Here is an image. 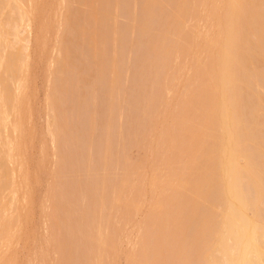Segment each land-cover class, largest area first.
<instances>
[{
	"label": "rangeland",
	"instance_id": "rangeland-1",
	"mask_svg": "<svg viewBox=\"0 0 264 264\" xmlns=\"http://www.w3.org/2000/svg\"><path fill=\"white\" fill-rule=\"evenodd\" d=\"M23 1H24V3H23L24 7L23 8H25V9H32L34 3L36 1H38V3H39L38 4L39 5L38 19L41 22V25H40L41 27H36V24H35L34 27H36L35 28L36 30L31 28V31L35 32V31H37V29H40V30L42 29L41 30L42 32L40 33V32H38L39 30L37 31L38 34L40 33L39 36H38L37 32H36L37 35L34 32L32 34V32L29 31L30 28L27 27V23L24 22L25 23L24 24L23 22L22 23L18 22V24L22 25V26L20 25V28L18 25V28L20 31L17 28V31L20 32L19 33L20 35L18 34L20 36L19 38H21L22 40L19 41L18 40L19 38L17 39L18 35L14 36L16 39L12 36H9V38L7 37L9 39V40L7 39L8 45H11V43H12L13 45H11V46H13V47H9L8 49L7 48L4 49V43H3L2 44L3 49L1 48V53H4L8 50L13 52L12 50L20 49L19 47H21V45L22 46H28V47H26V49L23 47H22L23 49L22 48L21 49L22 50L25 49L24 55L27 54L29 56V61H30L29 65H31V66L29 69L27 68V66H25V68H26V69L24 68L25 72L22 73V75L24 74L23 77H25V79H27V81L29 80L28 81L29 82L28 91H27V93L24 94V97H23V98H25L23 106H22L23 107V111H22L23 113L21 112L23 114L22 115L23 117H20V119L22 120V123H23V128H24L23 130H25V133H24L25 136L20 135L19 132L18 133L15 132V129L11 124L12 122L15 121V118H16V117H13V115L16 116L15 113L21 115V113L15 111L13 114L12 112L14 110L11 111L12 108H9L10 109L9 111L11 114L8 111V116L10 114V117L8 118L6 115V119L8 118V120L10 122H11V120H14V121H12L10 123L11 125H9V127H7V129L5 126H4L5 128L3 127V122L6 120H4V121L2 120L3 122L0 121V128H1L0 131H3V132H1V133H3V136L0 138L1 139L3 138L4 139V140L2 139L3 141H5L7 139L6 135L10 136V139L15 141L14 138H16L18 136L17 134H19V136L16 138V141L14 143H18L19 141L17 142V139L20 138L21 136L24 137V138L22 137L24 139V141H22V140L20 141L21 142L20 143L21 148L19 149L20 144H19V147L16 146L18 149H16V147H15V150H13V156H12V159H14V157H15L14 161L17 158H19V159H21L20 162H22L23 164L19 163L18 159H17L18 162H17V160H16V162H14V161L8 162L7 165L10 168L11 176H13L14 174H16V175L13 176L12 178L10 176L8 178V180L6 181L7 184L5 182L4 184L0 185V217L1 218L3 217V219H1L2 223L0 222L1 223V225H0V257L2 256V258H3L4 256H6L3 258L4 261L6 258V261L3 262L4 264H59L61 262H62L61 264H63V261L64 262L66 261V263H67V261H69L68 256L66 254L71 253L73 251L72 252L73 256L71 255L73 258H72V260L70 259L71 264H86V261H84V263L82 262V260H84V258H82V256L85 253H83V255H82V253L80 252L82 249L84 250V247L81 249V245H83L85 243L87 245L89 242V241L86 242V240L89 238L85 237L84 234L87 233L89 235L88 231L92 230L94 228V226H93V228L90 229L91 224L93 225L96 223L97 225L99 224L98 229H101V230L98 231V229H93V230H95L94 232H96V230H97V233H98L97 235H95V234L94 235L96 236V238H101L98 236H99V234L101 236L102 233L104 235L105 228H106V225L108 223L107 222L108 220L105 217V215L108 217L110 215L109 211L111 212L110 209H112L109 207V202H110L109 201L108 205H106L107 203H104L108 207H107V209H106V207H104L105 209L103 208L104 209L103 210L104 212H103L101 207L104 206L102 204H103V201L106 199L103 198L104 199L103 200V199H101L102 197L100 198L101 201L100 200L98 201V199H96V202L98 201V205H99V203H101L100 206H98L97 203H95L97 205V207H100V210H101V211L98 210V208L96 207L97 210L100 211L98 213L100 214L101 212H103V214L102 213L100 214V215H103L102 219H100L101 217L98 214L99 219H100V223H99V219H98L97 215L94 214V212H93V210H95V213H96L95 207L94 208L90 207L91 198L100 197L99 192H101V194H102L103 190L105 192L106 187H107V190H108V188H109V190L112 189L113 193L111 191L110 192L111 195L114 193H116L117 195H115V196L112 195L110 197V198H112L111 201L116 199L117 202L115 203V201H116L115 200L114 201L115 205L112 202L110 203V205L113 204L112 207L116 206V208L121 207V205L124 206L123 203L126 200V202L124 204L128 203L127 204L128 206L126 205L128 207V209H127V207H126V209L129 210V207H131L132 204H134V206H135L136 202L139 201L137 204V206H139V207H136V209L138 208L139 210L138 209L135 210L134 208H132L133 205L131 207V211L129 210L131 213L134 211L132 214L133 216L131 215L130 212L128 213L126 211L128 213L127 215L131 216L132 222H130L131 220L130 221L128 220L130 222V224L128 222V225H126V226H125V224L122 225L123 221L124 220L126 221V218L130 219V216L127 217L124 214V217H126V218L122 217L124 219L122 221H120L121 219L118 220L119 218H117L118 216L123 214V211L121 212V214L119 212L121 210H125L123 208H120L121 210H119V208H118L119 211H116V212H119V213H117L118 215L115 214L116 212L114 213V215L116 216V217L115 216L114 217L116 219L112 218L115 220V222H116V220H118L119 222H122L121 225L124 226V230H123L124 233L122 234V232H121V235L123 237H124L125 233L128 234V236L130 235L129 238H127V236H125V238H127V240L130 239V240H128V242L130 244H132L133 241H137V238L138 239L140 238V237H137V235L139 236V233L141 235H143L140 232V230L142 229V227L144 228V226L140 227V225H137V224H140L145 216H147L148 219L151 218L154 221V217L152 218V216L151 217H148V216L151 215V211H154V210H152V208H155L156 206L159 205V206H161V208L158 206L160 208L159 211L162 209V205L160 204L164 201L163 200L162 202H160L162 198L167 199L169 197L168 195H170V196L172 195V197L174 194L177 195L178 191L180 192V189H178V188H181V191L190 188V186H189V188L185 187L187 185V183L189 184V182H190L188 180V178L190 176L187 178L188 182L186 181L185 176L187 175V173L189 175V172L192 173L195 170H196L197 174L203 173V172L205 173V171H207V169L209 170V168H210V167L208 168L207 165H206L207 168L204 167L205 164H207V163L209 165L211 163V166H213L215 168V166H214L215 164L212 165V163H217V162H214L213 158H211V156H210V153L212 152L211 150H213V148H214V150H216V148L214 147V145L212 143H210L209 145L207 143L208 146H211V144H212L213 147L209 148L208 152H206V153H209V151H210V153L208 154L209 157H207V158L209 160L212 159V161L211 162L206 161V163L204 164L205 160H203V158H200L201 154H199L200 157H198V155H197V157H196L197 162H195V160H196L195 158H194L195 160L193 159V157L195 156L194 154L197 153V152L194 153L193 151H194V149L197 151L196 146L198 144L196 143L197 144L196 146H195V144L194 145L191 144L192 146H194L192 148L191 145L188 143L191 141L186 142L187 144L190 145V146H188L190 148L185 146L186 147L185 149L188 148L187 150H190V151H191V148L193 149L191 154H193L192 159L194 161L191 160V162L190 161L185 162V161H187V158L189 160L191 158V157H186V160L184 159L185 160L184 162L186 164H188L189 167H190V165H191L190 163H192V161L195 162V164L193 163L194 165L192 164L193 165L192 167H194V168L190 167L194 171H192V170L189 171L190 170L189 167H188L189 172H187L186 170H183L184 169L183 166H186V164L183 161L182 162L185 165L180 164L181 167H183V169H182L183 171L180 168L176 167V166H180V165H174L171 168V166H169L168 161L171 162V160H172L174 162L173 159L176 155L179 157L181 152H182V154L184 153L183 150H181L179 152V154L176 152H178V150H180L179 147H181V144L178 147L179 142L184 140V139L179 140L180 135L183 138L186 137L187 135L182 136L184 133L180 134L181 132L179 130H181V129L178 130L179 126H178V124H176L175 121H177V119L179 120V118L181 117V116L179 117L178 114L181 115V113H182V111H180L181 110L180 107L183 106V102L185 100H186L185 102H187V100H189L191 102V99H186V97H188V95L192 96L191 94H193L194 96L192 98L193 99L192 101H193V103L195 102L196 106H198V107L200 106V104H202L203 101H204L203 102V104H204L205 102H207V100H209L207 98L206 94H204V93H207V92H204V88L205 87L207 88V86L210 85L211 82H209V81H211L212 76H211V79L208 76L213 74V72H211V70L208 71L209 73H207V74H209V75L206 76L204 79L206 81V78L207 77L209 78V80L207 79V81H206V82H209V85H208V83L203 82L202 78H204V77H202V75H205L206 70H209L208 68H206V70H205L204 67L205 66L207 67V64H209V62L211 60V58H209L210 57L209 56L210 51H209L208 46H211L210 44L213 43L212 37L217 38L216 37L217 32L216 33H214V32H215V30H217V28H215V26L217 25V27H218L219 25H218V22L216 23V20H215L216 17H214V14L216 13L215 11H217V10H215L216 6L220 5V3H219V0L218 1L217 0H213V1L212 0H201V2H200V0H198V1L194 0L195 2H197V4H193L194 1L186 0L188 2L189 1L192 2V4L190 6L196 5L197 7L195 6L196 10H191V8H193V7L190 8V11H192V13L189 11L187 13L188 15L187 16L185 15L186 16V17H184L185 20H183V24L181 22L182 27H180L181 26V24H179L180 21L178 20V18L177 19H175V18L178 15L177 14L178 8H181L182 6L180 5V7H179L178 6L179 4H178L177 5L178 8H177L175 2H179L181 0H161V1H163V2H161L163 6L159 2L158 5H160V6L158 7L156 5L158 8H155L156 10L154 12H152V11L149 12L148 10L145 9L146 7H144V5H145L144 3L146 0H135V1L134 0H117L118 2L116 0H113V1L112 0H106L102 4H100V2H98L100 4L99 6L102 5L103 9L107 10L111 15V17H110L111 20L109 19L107 21V23L105 24V26H103L105 31L102 30L103 29L102 27H101L102 29L100 28V30L104 31V33H105V39H104L103 44H101L104 48L102 46H100V47L98 46L99 48H101L99 50L100 53L98 54L97 50L99 48H97V50H96V48H93L94 45L91 41V36H90L91 34L89 32H87V33H85V35H82L80 32V28H79L81 26H79L78 28L75 27L76 25L78 26L77 22H76L75 26L71 27V19L73 20V18H75L73 20L74 22H72L73 24L75 23V21L77 19L78 20L80 19V21H81L84 14L86 12H87V14L90 12V9L92 6V1H94V0H86L84 2V4H82L83 2L80 0H66V1L65 0H36L35 2L33 0H23ZM253 1H254V3L252 5V7L254 5H256V7L258 9H256L255 6L252 8L250 6V3H249V5L247 3L246 4L248 6H250L253 10L254 9L256 10L257 15L259 17L258 22L259 21L260 22H259V24L255 23V25H254V21H252V20H256L258 18H256V19L251 18L250 16H253V15H252V13L250 14V12H252L253 10L251 11V10H248L250 8H247V11H249V15L247 14V12L245 14H247L249 16V18H251L252 22L250 21L249 25H250V23L251 24L253 23L252 26H254V27H251V28H253L252 31H254V30L255 31H254V33H251L252 32L251 31L250 35H248L249 31H247L244 35L242 34V36H244L245 38L247 37V35H248V37L246 38V43H244L245 39H244V41L242 40L243 38H241V40H240L241 42L243 41V43H244V47H243L244 48V54L243 53H242L243 55L241 54L242 56H244V58L241 55H240L241 58L239 56H237L236 64L240 63L238 61L239 58L241 60L243 58V60L240 63L241 66L235 65V66H237L235 69L236 70L238 69V71H239L238 72L239 76L238 75L234 76V78H238L241 76V80H240L241 85L239 86L237 84V88L239 90L241 88V92H242L241 95L242 96L239 95L240 98H238L237 101L238 100L240 101V99H241V101H240L241 103L238 102V105L242 104V105H240L242 107H241V109H239L240 106H237V104H236L237 107L235 108V112L237 111L236 109H238V111L235 114H237L240 110H242V112H240L242 114H239L238 117L236 115V118L238 120H240L239 117L241 118V115H242V118H241L242 123H241V121L240 122L238 121V122H239V124H242V126H243L242 127L241 125L238 124V130L240 127L243 128L242 134L240 131L241 129L238 132L240 134L239 137H241L243 142H240L241 139L238 140L239 137L237 138V141L239 143H242V144L237 143L236 150L238 148V145H243V146H241L242 149L238 148V150H237L238 152L236 151V154L240 152L239 151V149H240L241 154H243L242 158L240 157L241 155L238 154L239 158H241V163H242V165L246 163V167L248 165H250L248 167L251 169L253 174H250V173L249 174L251 176L254 175V177L250 178L248 176L245 178L243 176V174H241L245 171V167L243 165L244 171H241L242 169H239L241 172L240 173L238 170L240 176H238L237 181L238 180L241 181L240 183H243V185L240 184V186L242 185V188L244 187V189L250 194L249 195L247 193L249 196L245 194L246 199L248 197H250L249 200L250 199L252 200L251 196H253V198H254V195L256 197H258L257 196V193H258V195L260 194V196H262V201H264V192H263L264 191V29H263L264 28V10H263L264 9V0H253ZM64 2H65V4H64ZM188 2H187V4H189ZM248 2H250V1H248ZM96 3L97 2H95L94 4H96ZM115 3L117 5H115ZM179 3L181 4V2H179ZM36 5H37V3H36ZM247 5H246V7H248ZM220 6L222 7V4ZM213 7H215L213 9L215 11L212 10L214 13L212 15V12H210V11H211V8H213ZM218 7H217V9H218ZM161 8H162V10H161ZM4 10L2 11L3 13L1 15L2 16L1 19H5V21H6V18H8L11 14V9H10V7H6V8H4ZM221 10L222 9H220L218 14L221 12ZM208 12H210L213 17ZM153 13H155V14H153ZM113 15H114V17H113ZM208 15H210V17ZM247 15H244L243 18L245 16L247 18ZM148 16H149V18H148ZM217 16L219 17L220 15H217ZM218 17L216 19H218ZM243 18H242V21H243ZM249 18H248V20H250ZM174 19L176 21L178 20L176 25H179V27L183 29V32H182L183 37L181 39L182 41L178 42L180 44V47H179V45L176 46L177 49L175 47V43L177 42L176 41L177 38L175 35L176 33L174 34L176 27H174V30H173L172 28H173L174 24L172 26V24L170 23V21H172ZM248 20H246V21H248ZM80 21H78V23ZM40 22H38V23L40 24ZM175 22H173V23H175ZM244 22H245V20H244ZM256 22H257V20H256ZM167 23H170L169 26H172L171 30L173 31V33L171 32V34L169 33L170 35L167 36V37H169L168 41L172 42L175 40L174 41L175 43L172 42L174 44V46L172 47L173 50H172V48L170 49L173 51L171 53L169 52L170 51L169 48L167 49V44H166V42H168V41H166V39H167L166 35H168V34L164 35L166 37V39L164 41H166L165 42V47H166L165 49H167L169 51H165V49L163 48L164 45L161 46V48L158 47L159 43L161 42V40L159 41V39L163 36L162 33L164 31L163 29H165L164 28L165 24H166L165 25L166 29L168 31L169 26L167 25ZM247 23L248 22H246V24L244 23V25H248ZM79 25H81V24H79ZM88 25L89 26H87V28L90 31L92 29V27H94V23L90 22ZM143 27H145V28H143ZM249 27L247 26L246 29H248ZM219 29H218V32H220ZM169 31H170V29H169ZM108 32H109V34H107ZM160 34H162V35H160ZM212 35H214V36H212ZM36 36H38V39H41V41L38 40L36 42V45H35V41L37 40ZM35 38H36V40H35ZM183 40L184 41L186 40L185 41L186 45H183ZM164 41L162 40L161 44H163ZM20 42H22V44ZM39 43H40V45H38ZM106 44H108V46ZM240 45H239V47H240ZM242 46H241V48H242ZM168 47H169V45H168ZM241 48H239V49H241ZM22 50H21V52H23ZM66 50L67 51L69 50V52H70L69 56L67 55L68 52ZM65 51L67 52L66 56L64 55ZM166 52L170 53L168 57H167ZM239 52L237 51V54H239ZM242 52H243V50H242ZM6 53H9V52H6ZM6 53H4V54H6ZM23 53H22V55H23ZM164 53L166 54L165 57L163 56ZM24 55H23V58H24ZM26 56H25V58H27V60H28V57H26ZM62 56H65V57L68 56V57H70L68 59L71 60V62L69 64V63H67L68 59L67 60L65 59L67 61L66 63L68 64L67 67L65 66L67 68V69L65 68L66 69L65 71L63 70L64 65L66 64L65 61L64 62L59 61L60 58L61 59L63 58ZM111 56H113L114 59H111L112 58ZM162 57L164 58V60L167 63H165V61L161 62ZM166 57H167V59H166ZM106 60H107V62H106ZM57 61L59 62V65H58ZM150 61L151 62L154 61L155 65L157 64L158 66H159V64L161 66V63H162L163 66H162L161 70H158L156 68L157 71H155L156 66L153 68V70H151V68H150V70H146V69H148L147 64ZM50 62H52V63H50ZM61 62L63 64L65 63V64L64 65L62 64L63 68L59 69L61 66V64H60ZM95 62L97 65L95 64ZM151 62H150V64H152ZM237 62H239V63H237ZM154 63H153V65H154ZM210 64H211V62H210ZM100 65H102V66H100ZM104 66H108V68L104 67ZM114 66H116V67H114ZM239 69H241V70H239ZM1 72H2V70H1ZM102 73H104V74H102ZM48 75H50V76H48ZM149 75H151V76H149ZM104 76H105V78H104ZM108 77H109V79H106ZM110 78H112V80ZM47 79H48V81H47ZM237 80H236V83H238ZM108 82H112V83H108ZM205 84H207V86H205ZM200 85H202V86H200ZM15 88L17 90V86ZM238 89H237V91L239 93H241ZM152 93H154V94L160 93L161 97H159L155 101H152V97H151V96H153ZM16 94H17V91H16ZM203 94L207 98L206 101H205L206 98L205 99L203 98V96H204ZM54 95H56L57 97ZM21 96H23V95H21ZM155 96H153V97H155ZM51 97L52 98L56 97L54 99H58V102L56 100H53ZM156 97H158V95ZM189 98H191V97H189ZM20 99H22V97ZM50 99H52V100H50ZM198 99H199L200 103L197 102ZM200 99H202V101H200ZM55 101H56V103L54 104L53 102H55ZM179 102H182V104ZM187 103H189V102H187ZM187 103H184V105L186 104V106H187ZM193 103H191V104H193ZM195 104H193V105H195ZM197 104H199V105H197ZM203 104H202V106H200V108H198L199 111H200V109L203 110L201 108L204 106ZM207 104H205V105H207ZM189 105L190 104H188V108H189ZM190 106H192V105H190ZM196 106H193L192 108L191 107L190 108L192 110L194 109L196 116L195 115L193 116V114H192L193 112L191 114H192L193 118L195 117V123H196L195 125H198L200 123L198 121H200L199 116L201 114H199L200 112H198V115H199L198 118L199 119L196 118L197 117V112L195 110ZM207 107H209V106L207 105ZM207 107L205 108V106H204L206 111L208 109ZM2 108H0V110L4 109V108L3 109ZM190 108L188 110L191 112ZM18 109H19V107H18ZM18 109H17V111H18ZM109 109L111 110L110 113H109ZM205 109H204V111H205ZM178 111H180L181 113H179ZM184 111H185V109L183 110V114H184ZM204 111H201V113H203ZM206 111L204 112V116H205ZM258 112H260L261 114ZM0 114L3 116L1 111H0ZM186 114H187V112H186ZM1 115H0V117H1ZM55 116H56L57 121L55 120ZM189 116L187 117L188 121L189 120H190V122L194 121V119L191 118V116L190 117ZM1 118H5V117H1ZM1 118H0V120H1ZM196 119L198 121H196ZM201 119L203 120L202 116H201ZM181 120L183 121L184 119L181 118ZM202 120H201V122H203ZM9 121H8V123H9ZM179 121H178V123H179ZM53 122H55L56 127H54L55 125H53ZM8 123L6 122L7 125H8ZM193 123L194 122H192L191 126L187 125V123H186L187 129L185 127L184 130L188 131V126H190V129H191V127H194V126H192ZM105 124H106V127H105ZM181 124H182V122H181ZM183 124L182 125L179 124V125L183 127V126H185ZM262 126H263V128H262ZM50 127H51V129H50ZM58 128L60 130L57 133L56 130H58ZM53 129H54V131L56 133L55 135H57V137H54L55 135L54 136L52 135ZM106 129L108 130V132H106L107 131ZM190 129L188 131L189 134L191 131ZM23 130L21 133L24 132ZM195 130H194V133L197 131V130L196 131ZM192 132H193V130H192ZM1 133H0V135H1ZM185 133L187 134V132H185ZM108 135H109V137L107 139ZM192 135H194V134L192 133ZM196 135H198V132L195 134V137H196ZM174 138H176V139H174ZM190 138L188 135V139H190ZM8 139H9V137H8ZM8 139L6 140V142L8 141ZM20 139H18V140H20ZM194 139H197V137ZM10 142L12 143V141H10ZM105 143H106V145H108L107 147H106ZM220 144H219V146H220ZM8 145H9V147H8ZM8 145L0 147V154H1L0 156L3 157L4 155H6V153H8L7 151H9L10 150L9 148H11L10 146H12L10 144H8ZM204 145H206V144H204ZM177 147H178V150H177ZM199 147H201L200 148V150H201V149H203V147H206V146H203V147L199 146ZM216 147H217V144H216ZM105 148H108V151H107L108 154H107ZM181 148L183 149L184 147H181ZM217 148L220 149V147H217ZM185 149H184V151H186ZM204 149L202 150V152L205 151ZM219 149H217V150H219ZM214 150H213V152H215ZM190 151H189V153H190ZM234 151H235V149H234ZM16 152H17V154H16ZM217 152H215V154ZM189 153H187V151H186V154H188L187 156H190ZM204 154L205 153H203L202 157H204ZM212 154H214V153H212ZM219 155H221V149H220ZM180 156L185 157V155H180ZM215 156L216 155H213L212 157L215 158ZM217 157H218V154H217ZM181 158L182 157H180L179 159H181ZM205 158L206 157H204V159ZM236 158L238 160L237 155H236ZM12 159H10V160H12ZM89 159L92 161H90ZM179 159H178V161H179ZM182 160H183V158H182ZM218 160H220V157ZM64 161H65L66 165H64L62 168L61 164H63ZM69 161H70V163H72L73 167L69 163ZM215 161H216V159H215ZM173 162H172V164H173ZM201 162H203V164H204L203 167H202ZM176 163L179 164L177 162V160L175 159L174 164H176ZM219 163H220V161H219ZM236 163L239 164L240 162L238 161ZM69 164L71 165L73 170H72V168L70 169ZM77 164H78V166H77ZM87 165H88V167H87ZM104 165H106V166L104 167ZM102 166H103V168H102ZM216 166H218V165H216ZM240 166H241V164H240ZM21 167H22V169H20ZM213 167H211V168L214 171ZM23 168H24V170H23ZM185 168L187 169V166ZM200 168H202L201 172H197ZM78 169H79V171H78ZM100 169H102V170H100ZM203 169H205V170L203 171ZM21 170L24 171L23 174H22ZM180 170L182 173L178 172ZM212 170H210V172H212ZM216 170L218 171V169H215V172H217ZM248 170H246L247 173L244 172L246 174V176H247L248 172H251L250 170L249 171ZM19 171H21V172H19ZM72 171H74L78 174V175L76 174L77 175L76 178L74 177L76 179L73 181V182H75L74 184H72L73 183L72 179H74L73 176L71 178V175H72L71 172ZM173 171L174 172L177 171L176 173H178V174L175 175L174 173H172ZM184 171L187 172V173H185L186 175L183 173ZM74 172H73V174H75ZM124 172L126 174L121 175L122 178L119 179L120 174H122ZM12 173H13V175H12ZM170 173L175 175L176 177L171 175L170 176L171 178H169ZM196 173L195 174L193 173L195 176V177L193 176L194 179L197 178ZM207 173H209V171L206 172V175H208ZM215 174H216V178H217L218 173H215ZM215 174H213V175H215ZM190 175H192V174H190ZM204 175H201V176H204ZM206 175H205V177H206ZM124 176H128V177H126V179H125ZM199 176H198V178H203V179H196V180H198V181L201 180V182H202L205 179V181L203 182V186L207 185V183H205L207 181L206 178L199 177ZM210 176L207 179H210ZM14 177H16L15 178V181L17 182L16 185L14 184L15 183V181L13 180ZM27 177H28V179H27ZM179 177H180V180H178ZM212 177L215 178V176H212ZM242 177H244V179H242ZM189 179L191 180V177ZM194 179H192L193 180L192 181L193 189L190 188V190L191 189L193 190L191 192V194L192 193L197 194L198 191L200 192V190L197 191V189H198V186L200 185L201 182L198 183L195 180L197 182V186L195 187L196 182H194ZM176 182H178V183L176 184ZM207 182H211V181H207ZM255 182L257 183V186H256ZM204 183H205V185H204ZM246 183H247V185H246ZM213 184H214V187L212 184H211L212 185L211 186L209 183L207 188L208 189L210 188L209 185L211 186V188L213 187L214 189H215V187L218 188V186L221 187V185H219V183H218V186H216L217 183H213ZM1 186H3V187H1ZM73 186L76 187L74 190L75 194H72L73 189H74ZM104 186H106L105 189L103 188ZM15 187L18 189L17 190L18 194L16 192ZM201 187L202 186H200V189H201ZM194 188H196L197 193L194 192L195 191ZM207 188L205 190H207ZM213 188H212V190H213ZM202 189H203V187H202ZM218 189H216V190H218ZM220 189H221V191H223L222 187ZM14 190L16 193L14 192ZM91 190H93V191L91 192ZM107 190H106V192H107ZM205 190H204V192H206ZM258 190L262 191V193L261 192L259 193ZM124 191H126V192H124ZM127 192L130 193V196H129V193H127ZM186 192H187V195H190V194H188V190ZM186 192L184 193L185 196H186ZM215 192H217L218 195L220 193H223L220 191H219V193H218V191H215ZM124 193H125V195H124ZM182 193H181V195H182ZM189 193H190V191H189ZM206 193H208V192H206ZM206 193H204V194H206ZM210 193L212 194L210 196L212 197L214 195L215 199H216V197L218 198L221 195H224V194H221V195L215 197V194H213L212 191H209L208 195ZM242 193H243V191H242ZM244 193H246V192H244ZM244 193H243V195H244ZM104 194H109V193L107 192ZM104 194H103V196H104ZM201 194H203V192H201ZM201 194H198V195L201 196ZM204 194H203V196H201L203 198L198 197V195L193 196L194 195L193 194V195H191L192 197L190 196L191 201L188 202V201H185V199L182 201L186 202V203L184 202L185 205H187L189 203L188 205L190 208L191 204L192 205L193 204L194 205L199 204V203H197L199 201H197L196 204L193 203L194 201L192 202L193 199L197 200V198H194V197H198V199L201 198L203 200ZM181 195L180 194L178 195L179 199L183 198V196H181ZM133 196H135V198ZM104 197L107 198L106 195ZM113 197H115V198H113ZM165 197H167V198H165ZM172 197H169L168 199L170 200ZM211 197L208 198L207 194H206L205 198H207L210 201H213L211 199ZM223 197L225 199V196H222V198ZM120 198H123V200L122 199L120 200ZM128 198H129V200H128ZM178 198L177 197L173 198V203H174V200L176 199V201H177ZM184 198L187 199V197H184ZM107 199H109V197ZM168 199H167V201H168ZM188 199H189V196H188ZM224 199H222V201ZM154 200L157 201V203H155ZM202 200H201V202H202ZM217 200H219V198L216 199V201L214 202L216 204H214V205L212 202L210 203V205H208L209 203H207V205L205 204L204 210L208 211V206H209V208H210V206L212 208H213V206H216L214 208L217 209V207H219L218 204L222 203L220 200H219L220 202L218 201L219 202L218 203ZM134 201H136V202H134ZM165 201L163 202L164 206H166ZM182 201H181V203H178V202H180V200L177 201L178 207L179 208L182 207L181 212L180 213H178L179 211L176 212L177 211L176 208H178L177 203H174V204H176L175 205L176 207H174V205L172 203L171 205L175 208L173 211L174 213L169 214L170 211L167 210L168 211L167 215L169 217V219H168L169 221L166 218L163 220H166L167 223L168 222L170 223V221L173 220L172 217H176L175 220L172 221V223H177V221L178 220L180 221V219H182L181 222H187V220H185L184 214L186 215V214L190 213L189 214V215H191L190 220L193 221L192 217H194V216H192V215L194 214V212L192 214L190 212V210L188 211L187 210L188 207L185 208L184 207L185 205ZM205 201L210 202V201H207L206 199H205ZM252 201H255V198ZM256 201H257V199H256ZM260 201L261 200H259V204H258L259 207L257 204H256V206L258 208H260L261 215L259 217L262 218V221L260 220L262 223L264 221V215H263L264 214V202H262V201L260 202ZM190 202H192V203H190ZM223 202H225V200ZM148 203L150 204V206L153 204H156V205L155 206L153 205V207L151 206V210L148 211L150 209V208L148 209V207H147V205L149 206ZM95 204H94V206H95ZM129 204H131V205L129 206ZM91 205H92V203H91ZM168 205H170V203H168ZM202 205H204V203ZM196 206H195V209H196ZM199 206H201V204ZM158 207H157V209H158ZM206 207H207V209H206ZM225 207L227 208V205H225ZM165 208L168 209V207H165ZM184 208L188 211L187 213H185L186 210ZM202 208H204V206ZM214 208L212 209V211L214 210ZM219 208H218V210H219V212H221L222 210L220 211L221 208L220 209ZM169 209H171V208H169ZM183 209L185 210L184 213H183V211H184ZM225 209H223L224 214L226 211ZM105 210H108V213H107V211L105 212ZM171 210H173V208ZM178 210H180V209H178ZM193 210H194V208L191 211H193ZM201 210L204 212L203 209H201ZM218 210H216V211L218 212ZM258 210L259 209H257V211ZM167 211H165V212H167ZM197 211H199V210H197ZM197 211L195 212V215H197ZM251 211H252V209H251ZM157 212H158V210L154 211L155 216H156ZM165 212L164 213L162 212L161 214L164 215ZM201 212L199 211V214ZM211 212L207 215L205 214L206 212L203 213L204 215L207 216L206 219L208 218V220L210 219V221H211L212 215H214V214L210 215ZM219 212L215 215L217 216L219 214ZM104 213H107L108 215L104 214ZM251 213L252 212H250V214ZM260 213H258V215ZM111 214L112 215L109 217H113L112 212H111ZM158 214H159V212H158ZM221 214H222V216H224L223 211ZM152 215H153V212H152ZM200 215H202V213ZM208 215H210V216L208 217ZM219 215L217 217H219ZM186 216H188V215H186ZM222 216L220 217L221 218L220 220H219V218L217 219L219 221L215 222L216 223L215 226L218 225L220 221H222ZM170 217H171V219H170ZM177 217H178V220H177ZM11 218H13V220ZM105 218H106V220H104ZM159 218H161V217H159ZM196 218H198V217L196 216L195 220H197ZM200 218H201V221H203L202 220L203 218L202 217H200ZM8 219L12 220V221H10L11 225H10V223L6 224ZM112 219H110V220H112ZM214 219L216 220V218H214ZM163 220H162V222L164 224H167L166 221H163ZM208 220L207 221L204 220L205 223L206 222L208 223ZM147 221L150 222L151 220L150 221L147 220ZM147 221H145V222H147ZM156 221H157V219L155 220V222ZM210 221H209V223L212 224ZM212 221H214V220L212 219ZM111 222H113V220ZM115 222H114V224H115L114 226L119 224V223H115ZM190 222L191 221L188 222L189 224L186 223L188 225V228H187V225L184 224V228H186L184 230L187 232V234H189V235L192 234L193 236L192 235L189 236L187 234L185 235L184 234L185 231L183 229H181V227L178 226L180 229L177 228L180 230V232L177 231V233L178 232L181 233V230L184 231L183 233H181L184 235V236L182 235L181 237L186 238L185 240L183 239L184 243H183V241L181 242L182 238L181 237L179 238V235H181V234L178 233V236L176 237V236H174L175 235L174 233H176V232H174L173 234L170 231L167 232V228L168 229L171 228V226L167 227L170 224L164 225V226H166V227H164V228H166L165 232L167 233V235L168 234L170 235V233H171V235H173L175 238L181 239L179 242L178 241L176 242L177 239L175 240L174 237H170V238L175 240L174 241L175 243L181 242L180 246H179V244H177L178 246H176V247H178L177 251L180 250L179 248H181L180 251H183L184 253L186 252L185 250H187L186 253L188 256H189V254L191 256L193 255L194 261H192L193 258H191V261H190V262H193L192 264H208L207 263L208 261H204V258H206V257L203 256L204 254L200 249L203 250L204 248H206L205 249L206 252H204V253H207V251L209 250V247L207 250V247L203 246V245H205L204 243L209 244L208 240H207V242H205V241L203 242L204 237L207 236L206 237V239H207L209 234L205 235V236L203 235L204 236L203 238L200 237V239H202V240H199V241H202V242L197 243L196 240H197V238L199 239V237L195 236L196 240L195 239L193 240V238H194L193 232H194L195 227L190 225ZM3 223L8 228H6L3 225ZM172 223H171V225H172ZM179 223L177 225H179ZM195 223L197 224L196 221H195ZM198 223H199V221H198ZM141 224H144V223H141ZM146 224L147 223H145V225ZM192 224H193V222H192ZM201 224H202V222H201ZM263 224H264V222H263ZM100 225H101V227H100ZM148 225L150 226V223ZM152 225L150 226L151 228H152ZM185 225H186V227H185ZM189 225L192 226V228L189 227ZM200 225L196 226V230H197V227L205 226L203 224H202L203 226H200ZM154 226H157V225H154ZM175 226H176V224H175ZM215 226L213 225L212 226L213 228H212L209 225V228L211 227L212 229H214ZM220 226H221V223H220ZM157 227H159V225ZM216 227L218 229L219 225ZM102 228H104V229H102ZM139 228H141V229H139ZM151 228H149V229H151ZM156 228L154 227L155 231L152 230L153 228L150 231H148L149 229L147 228V231L148 232L153 231V233L156 234L158 232L156 230ZM182 228H183V225H182ZM203 229L205 230L207 228L204 227ZM217 229H216V231H217ZM5 230H8V231L5 233ZM143 230L146 231V228ZM172 230L175 231L176 228L174 229L172 227L171 231ZM196 230H195V232H196ZM199 230H200V233L198 231L196 233L201 235L202 229L199 228ZM204 230H203L202 234H204V232H206ZM162 231L164 233V230H162ZM89 232H91V231H89ZM148 232H146L145 234L148 235L147 234ZM212 232H213V230L212 231L210 230L208 233L213 235ZM218 232H220V231H218ZM93 233H92V236H93ZM177 233H176V235H177ZM215 233H217V232H215ZM215 233H214V235L216 237L213 235L215 237L214 240L218 237ZM155 234H153V235H155ZM205 234H207V233H205ZM1 235H2V237H1ZM82 235H84V236H82ZM88 235H86V236H88ZM146 235H145V237H147ZM211 235H210V238H211ZM150 236H151V234L149 235V237ZM213 236H212V239H213ZM82 237H85V239L86 238L87 239L84 240V238H82ZM88 237H90V239H91L94 236L91 237V234H90V236H88ZM123 237H122V239H123V242L125 241L124 243H126L125 244L126 247L128 249L130 248L129 250H126L127 248L124 249V250H126V253L128 254L127 251L130 252L131 245H129V243H127V240H125V238H123ZM170 238H168L169 242H170ZM150 239H152V238L150 237ZM131 240H132V242H131ZM140 240H142V239L140 238L138 241H140ZM262 240L264 241L263 238H261V242H262ZM211 241H213V240H211ZM211 241H210V244L213 245V243H211ZM142 242H144V241H142ZM150 242H152V241H150ZM97 243H96L97 249L95 248V253L97 255H100V252L102 250L100 247L103 248V245L99 241ZM99 243L101 246L99 245ZM171 243H173V241L170 242V244ZM86 245H85V247H86ZM125 245H123V247ZM127 245H129V246H127ZM135 245L138 246V243H135ZM3 246H5V247H3ZM133 246L134 245H132V247ZM207 246H210V245H207ZM69 247H71V252H69V250H70ZM174 247L175 246H173V250L176 249V247H175V249H174ZM182 249H184V250H182ZM124 250H123V252L125 253ZM171 250H172V248H171ZM171 250L169 249L170 252H171ZM199 250L202 254L198 253ZM98 252H99V254H98ZM165 252H164V254H165ZM183 252H181V253L178 252V254L176 252V255H180V254H181V256L185 255L186 253L184 254ZM171 253H169V254L171 255ZM197 253H198V256H197ZM149 254H151V253L149 252ZM169 254H167V255H169ZM199 254H200V257H199ZM63 255H66L67 258H66V256H65V258L68 260H65ZM126 255H124L123 253L121 254V256L119 258L120 259L119 264H126L127 263L126 258H125ZM71 256L69 255V257H71ZM93 256H92V258H94ZM191 256H189V257H191ZM83 257H85V256H83ZM95 257H96V259H93V260H96L98 262L100 259L96 255H95ZM171 257H173V255ZM176 257L178 258L179 256H175V258L173 257L172 259L170 258L172 260V262L173 261L175 262L177 260ZM198 257H199V259H197ZM81 258H82V260H81ZM87 258L88 257L86 256L85 259H87ZM92 258H90V260ZM131 259H133V258L131 257ZM174 259H176V260H174ZM179 259L182 260L180 257H179ZM149 260H152V257ZM177 261L175 263H177ZM3 263H1V264H3ZM66 263H64V264H66ZM146 263H147V261H146ZM175 263H173V264H175ZM181 263L182 262H180L179 264H181ZM67 264H70V263H67ZM133 264H136V262L134 263V260H133ZM153 264H155V263H153Z\"/></svg>",
	"mask_w": 264,
	"mask_h": 264
},
{
	"label": "bare ground",
	"instance_id": "bare-ground-1",
	"mask_svg": "<svg viewBox=\"0 0 264 264\" xmlns=\"http://www.w3.org/2000/svg\"><path fill=\"white\" fill-rule=\"evenodd\" d=\"M34 2L36 1V0H33ZM32 1V2H33ZM66 1V0H65ZM80 1H82L81 3L82 4H84V2L86 1V0H80ZM104 1H106V0H94V1H92V6H91V9H90V12L87 14V12L84 14V16L82 17V20L80 21V19L78 20H76L75 21V23L73 24L72 22H74L73 20L75 19V18H73V20L71 19V27L72 26H75V24H76V22H77V24H78V26L76 25L75 27H79V26H81V27H79L80 28V32H81V34L82 35H85V33H87V32H89L91 35V41H92V43H93V48H96V50H97V48H99L100 46H102L101 44H103V42H104V39H105V33H104V27L103 26H105V24L107 23V21L110 19V17H111V15H110V13L107 11V10H105V9H103V6L101 5V6H99L100 4H102ZM113 1V0H112ZM117 1V0H116ZM115 1V2H116ZM135 1V0H134ZM186 0H181V1H179V2H181V4L179 3V2H175V4H176V7L178 8V6L180 7V5L182 6L181 8H178V12H177V17L175 18V19H177L178 18V20L180 21L179 22V24H181V22H182V24H183V20H185V18L184 17H186L188 14V12L190 11V8L191 7H193V8H191V10H196L195 9V6L196 5H192V6H190L191 4H192V2L191 1H186ZM192 1H194V0H192ZM198 1V0H197ZM213 1V0H212ZM218 1V0H217ZM248 1H250V2H248ZM95 2H97L96 4H94ZM98 2H100V4L98 3ZM118 2V1H117ZM159 2H160V4L162 5V3L161 2H163V1H159V0H146L145 1V5H144V7H146L145 9L146 10H148L149 12H154L156 9L155 8H158L160 5H158L159 4ZM183 2V3H182ZM187 2L189 3V4H187ZM191 2V3H190ZM200 2H201V0H200ZM204 2V1H203ZM24 1L23 0H0V108H2L3 110H0L1 111V113L3 114V116L1 115V117H5V118H1V122H3L4 120H6V121H4L3 122V127L5 126L6 127V129H7V127H9V125H11L12 124V126L14 127V129H15V132H19L20 133V135H23V136H25V130H23L24 128H23V123H22V120L20 119V117H23L22 115V111H23V103H24V99L25 98H23L24 97V94L25 93H27V91H28V87H29V80L27 81V79H25V77H23V75H22V73L23 72H25L24 71V68H25V66H27V68L29 69L30 68V66L31 65H29V56L27 55H24L25 54V49H26V47H28V46H22L21 45V47H19L20 49H17V50H12L13 52H11L10 50H8V51H6V52H9V53H6V52H4V53H6V54H4V53H1V48H2V44L4 43V49H8L9 47H13V46H11V45H13L12 43H11V45H8V38H9V36H12V37H14V36H17L20 32V30H19V28H20V25L21 24H18V22H25V23H27V27H29L30 28V30L29 31H31V28L32 29H35L36 27H41L40 25H41V22H40V20L38 19V8H39V3H38V1H36L35 3H34V5H33V8L32 9H25V8H23L24 7ZM36 3H37V5H36ZM111 3V2H110ZM199 3V2H198ZM206 3V2H205ZM219 3H220V5L222 4V7L220 6V5H218V6H216V8L215 7H213V8H211V11L210 12H212V15L214 14L213 13V11H215V10H217V11H215L216 13V15L214 14V17H218L217 15H220L219 17H218V19H216L215 18V20H216V23L218 22V27H217V25L215 26V28H217V30H215V32L214 33H216L217 32V35H216V37L217 38H214V37H212V42L214 43H211L210 45L211 46H208L209 47V51H210V53H209V58H211V60H210V62H211V64H210V62H209V64H207V67L205 66L204 68H205V70H206V68H208L209 70H206V74L205 75H202V77H204V78H202L203 79V82H205V83H208V85H209V82H211L210 83V85L209 86H207V84H205V86H207V88L205 89L204 88V92H207V93H204L203 91V93L204 94H206V96H207V98L209 99V100H207V98H206V96L204 97L203 95V98L205 99V101L207 100V102H205L204 104H203V102H202V104L205 106V108L207 107V105L209 106V107H207L208 109H207V111H206V109L204 108V106L203 107H201L203 110H201L200 109V111L198 110V108H200V106H202V104H200V106L198 107V106H196V104H195V102L193 103V94H191L192 96H189L188 95V97H186V99H191V102L189 101V100H187V102H189V103H187V102H183V108L185 109V111H184V114H183V108L182 107H180L181 108V110L180 111H182V113L180 112V111H178L179 113H181V115L180 114H178L179 115V120L177 119V121H175L176 122V124H178V130L179 129H181V130H179L181 133L180 134H183L182 136H185V135H187L186 137H181V135H180V139L179 140H181V139H184V140H182V141H180L179 142V144H178V147H179V145L181 144V147H184L183 149L181 148V147H179V149L180 150H178V147H177V150H178V152H176V153H178L179 154V152L181 151V150H183V154H182V152L180 153V155H185V157H183V156H180L179 155V157L176 155L175 157H174V162L171 160V162L170 161H168V163H169V166H171V168H172V166H174V165H180V164H183V162L186 160V157H191L190 158V160L187 158V161H185V162H191V160H193L194 158L196 159H194L195 160V162H197V155H198V157H200V158H203V160H205V162H204V164L206 163V161H208V162H211L212 161V159H208L207 157H209L208 156V154L210 153V151H209V153H206V152H208V150H209V148H211V147H213V145H214V147L216 148V150H214V148H213V150L215 151V152H217L216 154H215V152H213V150H211L212 152L210 153V156H211V158H213V161L214 162H217V163H212V165L213 164H215L214 166H215V168L213 167V166H211V163H210V165L207 163V164H205V166L204 167H206V165L208 166V168H209V170L207 169V171H205V173L203 172V173H196V170L194 171L193 169H191V168H194V167H192L194 164H195V162H193L192 161V163H190L191 165H190V167L188 166V164H186L185 162V164H186V166H187V169L185 168L186 166H183L184 167V169H183V167H181V165L180 166H176V167H178V168H180L181 170L183 169V170H186L187 172H189V171H194V172H189V175H188V173L186 172V171H184L183 173L185 174V173H187V175L185 176L186 177V181L188 182V180L191 182H189V184L187 183V185L185 186V187H187V188H189V186H190V188H192L193 189V187H192V185H193V183H192V179H194V174L196 173V179H203V178H198V176L199 177H204V178H206V180L207 181H211V182H205V183H207V185H205V183H204V185L205 186H203V182L205 181V179L201 182V180L200 181H198V180H196V179H194V182H198V183H200V185L198 186V189H197V191L198 190H200V192L198 191V193L196 192V188H194V192H196L197 194H195V193H192L191 194V192L193 191L192 189L190 190V188L189 189H185V190H183V191H181V188H178V189H180V192L178 191V194L177 195H173V197H172V195L170 196V195H168L169 197H172L170 200L167 198V197H165V198H167L168 199V201H167V199H164V198H162L161 199V201L160 202H162L163 200L166 202L165 203V205L166 206H164V201L162 202V203H160L161 205H162V211L160 212L159 211V209L161 208V206H159L158 204V206L160 207H158V206H156L155 208L157 209V207H158V212H159V214H158V212H157V214H156V216H155V213H154V211H157L155 208H152V210H154V211H151V215H149L148 217H151L152 216V218L154 217V221L151 219V218H147V216H145L144 217V219L141 221V223H144V224H137V225H140V227H142V226H144V228L142 227V229L141 228H139V229H141L140 230V232L143 234V235H141L139 232V236L137 235V237H140L142 240H140V241H138L139 239L137 238V241H133L132 242V240H131V242H132V244H130L129 242H128V240H130V239H128L127 240V238H129V236H128V234H124V237L121 235V232H122V234L124 233V226H122V225H124L125 224V226L126 225H128V222L131 220V216H130V219L128 218H126V217H124V214L127 216V217H129L127 214L131 211V207H132V205H133V207L132 208H134L135 210H137L136 209V207H139V206H137V204H138V202L139 201H134V202H136V205L134 206V204H129V206L131 205V207H129V210H127L128 209V203L127 204H124L125 202H126V200H125V202L123 203V205L124 206H122L121 204V207H118L119 208V210H121L120 208H123V209H125V210H121V211H119L118 210V208H116V206L115 207H112V205L114 204V201L116 200H113V201H111L112 200V198H110L112 195L113 196H115V195H117L116 193H114V194H112L111 195V191H112V193H113V190L112 189H110L109 190V188H108V190H107V187L106 186H104L103 188L105 189V187H106V190H107V192L110 194H104V193H107L106 192V190H105V192H104V190H103V192H102V194H101V192H99V195H100V197H98V198H91V203H92V205H91V203H90V207H95V209H96V213H95V210H93L92 208V210H93V212H94V214H96L97 215V217H98V219H99V216H98V212H100L101 210H100V207H97V205H98V201L100 200V198L101 199H106V200H102L103 201V204L102 205H104L103 207H101V209H102V211L105 209L104 207H106V209H107V207L108 206H106V205H108V202H109V207L110 208H114L113 210L112 209H110L111 210V212L113 213V217H109V216H111L112 214H111V212L109 211V213H110V215L107 217L106 215H105V217L107 218V225H106V228H105V233H104V235H103V233H102V235L100 236V234H99V236L98 237H101V238H96V236L95 235H97L98 233H97V230H96V232H94L95 230H93V229H98V225L95 223V224H91V227H90V229H92L93 228V226H94V228L92 229V230H89V231H91V232H89L88 231V233H89V235L86 233V234H84L85 235V237H87V238H89V239H85V237H82V238H84V240H86V242H88V244L86 245V243L85 244H83V245H81V249L84 247V250L82 249L80 252L82 253V255H83V253H85L83 256H85V257H83L82 256V258H84V260H82V258H81V260H82V262L84 263V261H86V264H119V261H120V256H121V254L123 253L124 255H126L127 253H126V250H129L127 247H126V243H124L123 242V239H122V237L123 238H125V236H127V238H125V240H127V243H129V245H131V250H130V252L129 251H127L128 252V254L125 256V258H126V261H127V263L126 264H133V260H134V263L136 262V264H153V263H155V264H173V263H175L178 259H179V257L182 259V260H178L177 261V263L179 264L180 262H182L181 264H192L193 262H190L191 261V258H193L192 259V261H194V257H193V255L191 256L189 253V256H191V257H189L188 255H187V250H185L186 252V254L183 252V251H180L181 250V248H179L180 250H178L177 251V249H178V247H176V246H178L177 244H179V246H180V244H181V242L183 241V243H184V240L186 239V238H183V237H181L183 234H181V233H183L185 230L184 229H186V228H184V224H189L188 222L189 221H191L190 222V225H192L193 227H195L194 228V238H193V240L195 239V236L196 237H199V239L197 238V243H200V242H202V241H199V240H202V239H200V237L201 238H203L205 235H208L209 234V236H208V238L206 239V237L207 236H205L204 237V240H203V242L205 241V242H207V240L209 241V244H207V243H204L205 245H203L204 247H207V250H208V247H209V250L207 251V253H204V252H206L205 251V249L206 248H204L203 250L202 249H200L202 252H203V256L204 257H206V258H204V261H208L207 263L209 264H264V241L262 240V242H261V238H263L264 239V224H263V222L261 223V221H262V218L261 217H259L260 215H261V213H260V208H258L259 207V200H261L262 201V196H260V194L258 195V193H257V196L258 197H256L255 195H254V198H255V201H252V200H254V198H253V196H251L252 197V200L250 199L249 200V198L250 197H248L247 199H246V196H245V194L246 195H248L249 193L244 189V187L242 188V185H243V183H240L241 181H237V179H238V176H240L239 175V172H240V170L239 169H242L241 171H244V167H245V173H247V171L246 170H250L251 171V169L248 167V166H250V165H248L247 167H246V163L245 164H243L244 165V167H243V165H242V163H241V158H242V156H243V154H241V150L240 149H242V147L241 146H243V145H238V148H240L239 149V153H237L236 154V151L238 150V148H237V150H236V146H237V143L238 144H242V143H239L238 141H237V138L240 136V134L238 133L239 132V130L241 131V134H242V130H243V128H241L240 126V128H239V130H238V124H239V122L241 121V123H242V115H241V118L239 117V119L240 120H238L237 118H236V115H237V117L239 116V114H242V113H240V112H242V110H240L237 114H235L237 111H238V109H236L237 111L235 112V108L237 107V106H240V105H242V104H240L241 102V99H240V101L238 100L237 101V99L238 98H240V96L239 95H241L242 94V92H241V88H240V90L237 88V84L240 86L241 85V76L240 77H238V78H234V76H239V71H238V69L236 70L235 68L237 67V66H241L240 65V63L242 62V60H243V58H244V56H242L243 54H244V43H246V38L248 37V35H250V32L252 31V29L253 28H251V27H254V26H252V24L250 23V25H249V22L251 21V18H258V19H256L257 20V22H256V20H252V21H254V25H255V23H257V24H259V22H258V20H259V17H258V15H257V12H256V10L254 9H252L254 6H255V8L256 9H258L257 7H256V5H254L253 7H252V5H253V3H254V1L253 0H219ZM249 5V3H250V6L252 7H250V6H248L247 4ZM64 4H65V2H64ZM107 4V3H106ZM112 4V3H111ZM120 4V3H119ZM167 4V3H166ZM179 4V5H178ZM193 4H197V2H193ZM211 4V3H210ZM94 5V6H93ZM115 5H117L116 3H115ZM158 7H157V6ZM178 5V6H177ZM246 5L248 6V7H246ZM38 6V7H37ZM64 6V5H63ZM112 6V5H111ZM163 6V5H162ZM190 6V7H189ZM6 7H10V9H11V14H10V16L8 17V18H6V21H5V19H1L2 18V11L4 10V8H6ZM113 7V6H112ZM189 7V8H188ZM197 7V6H196ZM217 7H218V9H217ZM58 8V7H57ZM106 8V7H105ZM176 8V9H177ZM215 8V10H213ZM247 8H250V9H248V10H253L252 12H250V14L252 13V15L253 16H250L251 18H249V11H247ZM9 9V8H8ZM110 9V8H109ZM180 9V10H179ZM220 9H222L221 10V12L218 14V12L220 11ZM62 10V9H61ZM64 10V9H63ZM116 10V9H115ZM161 10H162V8H161ZM213 10V11H212ZM264 10V9H263ZM5 11V10H4ZM59 11V10H58ZM191 13H192V11H190ZM195 12V11H194ZM210 12H208V13H210ZM247 12V14H245ZM5 13V12H4ZM10 13V12H9ZM150 14V13H149ZM148 14V15H149ZM153 14H155V13H153ZM180 14V15H179ZM190 14V13H189ZM186 15V16H185ZM210 15H211V13H210ZM210 15H208L209 17H210ZM211 15V16H212ZM244 15H247V18H246V16L243 18V16ZM116 16V15H115ZM152 16V15H151ZM66 17V16H65ZM113 17H114V15H113ZM213 17V16H212ZM148 18H149V16H148ZM147 18V19H148ZM151 18V17H150ZM154 18V17H153ZM174 18V17H173ZM242 18H243V21H242ZM248 18L250 19V20H248ZM38 19V20H37ZM62 19V18H61ZM113 19V18H112ZM157 19V18H156ZM174 19V20H175ZM111 20V19H110ZM149 20V19H148ZM174 20H172V21H170V23L172 24V26H173V24H174V26H173V28H172V26H169L170 25V23H167V25L169 26L168 27V31H167V29H166V24L164 25V28L165 29H163L164 31H163V36L159 39V41L161 40V42L159 43V45H158V47H160L161 48V46H163L164 45V49L166 48L165 47V42L166 41H168V39H169V37H167V36H169L170 34H171V32L173 33V31L171 30V28L174 30V27H176V32L174 31V34L176 35V43L174 42V41H172V42H174L175 43V47L176 46H178L179 45V47H180V44L178 43V42H180V41H182L181 39H182V32H183V29L182 28H180V27H182V24H181V26L179 27V25H176L177 24V21L175 22ZM218 20V21H217ZM244 20H245V22H244ZM246 20H248V21H246ZM40 22V24L38 23V22ZM78 21H80L79 23H78ZM150 21V20H149ZM212 21V20H211ZM251 21V22H252ZM67 22V21H66ZM90 22H93L94 23V27H92V29L89 31V29L87 28V26H89L88 24L90 23ZM151 22V21H150ZM173 22H175V23H173ZM246 22H248L247 24L248 25H244V23L246 24ZM24 23V24H25ZM62 23V22H61ZM147 23V22H146ZM36 24V27H34V25ZM79 24H81V25H79ZM104 24V25H103ZM135 24V23H134ZM149 24V23H148ZM213 24V23H212ZM18 25H19V28H18ZM101 25V26H100ZM147 25V24H146ZM176 25V26H175ZM215 25V24H214ZM22 26V25H21ZM134 26V25H133ZM248 26H250L248 29H246V27ZM43 27V26H42ZM103 29H102V28ZM17 28H18V30L19 31H17ZM100 28L102 29V30H104V31H102V30H100ZM108 28V27H107ZM143 28H145V27H143ZM214 28V29H215ZM220 28V29H219ZM109 29V28H108ZM169 29H170V31H169ZM178 29V30H177ZM182 29V30H181ZM218 29L220 30V32H218ZM264 29V28H263ZM36 30V29H35ZM39 30V31H38ZM42 30V29H41ZM40 29H37V31L38 32H42ZM246 30V31H245ZM37 31H33L35 34H36V32ZM162 31V30H161ZM247 31H249L248 33V35H247V37L245 38L244 36H242V34L244 35ZM255 31V30H254ZM254 31H252L251 33H254ZM32 32V31H31ZM33 32H32V34H33ZM38 32H37V34H38ZM165 32V33H164ZM243 32V33H242ZM40 33L38 34V36L40 35ZM170 33V34H169ZM213 33V34H214ZM36 34V35H37ZM107 34H109V32L107 33ZM162 34H160V35H162ZM166 34H168V35H166ZM20 35V34H19ZM17 36V39L20 37V36ZM164 35H166V37H167V39H166V37L164 36ZM245 35V36H246ZM38 36H36L37 37V40H36V38H35V45H36V42L38 41V40H40L41 41V39H38ZM89 36V35H88ZM209 36V35H208ZM212 36H214V35H212ZM242 36V37H241ZM257 36V35H256ZM8 37V38H7ZM29 37V36H28ZM27 37V38H28ZM164 37V38H163ZM15 38V37H14ZM26 38V37H25ZM40 38V37H39ZM54 38V37H53ZM208 38V37H207ZM241 38H243L242 40L244 41V39H245V41H244V43H243V41L241 42L240 40H241ZM8 39V40H7ZM16 39V38H15ZM109 39V38H108ZM121 39V38H120ZM166 39V41H164ZM216 39V40H215ZM19 41L20 40H22L21 38H19L18 39ZM17 40V41H18ZM31 40V39H30ZM162 40L164 41L163 42V44H161L162 43ZM18 41V42H19ZM39 41V42H40ZM186 41V40H185ZM185 41L183 40V45H186L185 44ZM28 42V41H27ZM30 42V41H29ZM170 41H168V42H166V44H167V49L169 48V50L174 46V44L172 43V42H170ZM21 44H22V42H20ZM109 43V42H108ZM169 43V44H168ZM243 43V44H242ZM91 44V43H90ZM100 44V45H99ZM213 44V45H212ZM241 44V45H240ZM38 45H40V43L38 44ZM37 45V46H38ZM107 46H108V44H106ZM168 45H169V47H168ZM239 45H240V47H239ZM243 45V46H242ZM36 46V47H37ZM99 46V47H98ZM171 46V47H170ZM241 46H242V48H241ZM25 48L24 50H22L23 48ZM103 47V46H102ZM178 47V48H179ZM211 47V48H210ZM22 48V49H21ZM104 48V47H103ZM239 48H241V49H239ZM3 49V48H2ZM101 48H99L98 50H97V52H98V54L100 53V50ZM167 49H165V51H169V50H167ZM176 49H177V47H176ZM21 50L24 52H21ZM172 50H173V48H172ZM172 50H170L169 52L171 53V52H173ZM241 50V51H240ZM242 50H243V52H242ZM67 51V50H66ZM64 52L63 54L66 56V53L68 52V56H69V54H70V52H69V50L67 51V52ZM237 51L239 52V54H237ZM28 52V51H27ZM169 52H166V54H167V57L169 56ZM246 52V51H245ZM22 53H23V55H24V58H23V55H22ZM243 53V54H242ZM105 54V53H104ZM108 54V53H107ZM165 53H164V57H165V55H166ZM242 54V55H241ZM240 55L243 57L242 58V60L240 59L241 57H240ZM25 56L26 57H28V60H27V58H25ZM65 56H62L63 58L61 59L60 58V60L59 61H62V62H64L65 61V63L67 62V63H69L70 64V62H71V60L70 59H68V58H70V57H65ZM107 56V55H106ZM237 56H239L238 58L241 60H239L238 59V61L240 62H237V63H239V64H236V59H237ZM112 58L111 59H114L113 58V56H111ZM116 57V56H115ZM167 57H166V59H167ZM117 58V57H116ZM67 61H66V60ZM101 60V59H100ZM99 60V61H100ZM158 61V60H157ZM165 60H164V58L162 57V61L161 62H164ZM55 62V61H54ZM58 62V61H57ZM60 63L61 64V66H60V68L59 69H62L63 68V65L65 64H63V63ZM98 62V61H97ZM106 62H107V60H106ZM113 62V61H112ZM116 62V61H115ZM151 62V61H150ZM150 62L147 64V67H148V69H146V70H150V68H151V70H153V68L155 67V69L157 68L158 70H161V68H162V63H161V66H160V64H159V66L156 64L155 65V63H154V61H152L151 63L152 64H150ZM50 63H52V62H50ZM65 64L64 65V71L67 69L66 67L68 66V64ZM147 63V62H146ZM145 63V64H146ZM153 63H154V65H153ZM165 63H167L166 61H165ZM164 63V64H165ZM63 64V65H62ZM95 64H96V62H95ZM105 64V63H104ZM108 64V63H107ZM110 64V63H109ZM150 64V65H149ZM58 65H59V62H58ZM97 65V64H96ZM210 65V66H209ZM235 65H237V66H235ZM66 66V67H65ZM100 66H102V65H100ZM146 66V65H145ZM150 66V67H149ZM153 66V67H152ZM53 67V66H52ZM98 67V66H97ZM104 67H107L108 68V66H104ZM114 67H116V66H114ZM66 68V69H65ZM160 68V69H159ZM26 69V68H25ZM52 69V68H51ZM106 69V68H105ZM113 69V68H112ZM154 69V70H155ZM157 69L155 70V71H157ZM1 70H2V72H1ZM211 70V72H213V74H211V75H209V74H207V73H209L208 71H210ZM236 70V71H235ZM239 70H241V69H239ZM62 71V70H61ZM99 71V70H98ZM154 71V72H155ZM204 71V70H203ZM102 72V71H101ZM116 72V71H115ZM210 72V73H211ZM244 72V71H243ZM100 73V72H99ZM112 73V72H111ZM203 73V72H202ZM205 73V72H204ZM237 73V74H236ZM21 74V75H20ZM102 74H104V73H102ZM59 75V74H58ZM209 75V76H208ZM48 76H50V75H48ZM106 76V75H105ZM105 76H104V78H105ZM149 76H151V75H149ZM206 76H208L210 79H211V76H212V79H211V81H209V82H206L207 81V79L209 80V78L207 77L206 78V81L204 80L205 79V77ZM244 76V75H243ZM110 77V76H109ZM109 77L108 78H106V79H109ZM112 77V76H111ZM27 78V77H26ZM111 80H112V78H110ZM235 79V80H234ZM238 79V80H237ZM236 80L238 81V83H236ZM47 81H48V79H47ZM113 82V81H112ZM112 82H108V83H112ZM240 82V83H239ZM49 83V82H48ZM236 84V85H235ZM17 86V90H16V86ZM200 86H202V85H200ZM204 86V85H203ZM15 88V89H14ZM48 88V87H47ZM203 88V87H202ZM237 89L241 92V93H239L238 91H237ZM17 91V94H16V91ZM48 93V92H47ZM239 93V94H238ZM160 93H152V95L153 96H157L158 95V97H153V96H151L152 97V101H155L156 99H158L159 97H161V94L159 95ZM19 95V96H18ZM21 95H23V96H21ZM54 96H56V95H54ZM239 96V97H238ZM242 96V95H241ZM22 97V99H20ZM57 97V96H56ZM56 97H54V98H56ZM189 97H191V98H189ZM46 98V97H45ZM52 98V97H51ZM54 98H52L53 100H56L57 102H58V99H54ZM252 98V97H251ZM20 99V100H19ZM52 99H50V100H52ZM203 99V100H204ZM253 99V98H252ZM49 100V99H48ZM197 100V99H196ZM56 101L55 102H53L54 104L56 103ZM195 101V100H194ZM200 101H202V99H200ZM182 102H179V103H181L182 104ZM198 103H200L199 102V99H198V101H197ZM238 102H240L239 104L240 105H238ZM184 103H187V106H186V104L184 105ZM191 103H193V104H195V105H193V104H191ZM208 103V104H207ZM188 104H190V105H192V106H190L189 105V108L191 107H193V106H196L195 107V110H196V112H197V117L196 118H198V112H200L199 114H201L199 117H200V121H198L197 119H196V121H198V122H200L198 125H195L196 123H195V117L193 118V116L195 115V112H194V109L192 110L191 108V112L188 110L189 108H188ZM205 104H207V105H205ZM236 104H237V106H236ZM48 105V104H47ZM179 105V104H178ZM197 105H199V104H197ZM180 106V105H179ZM18 107H19V109H18ZM22 107V108H21ZM241 107L242 106H240L239 107V109H241ZM9 108H12V110L11 111H13L12 113L14 114V112L16 111V112H19V113H21V115H19V114H17V113H15L16 114V116L15 115H13V117H16L15 118V121L14 120H11V122L12 121H14V122H10L9 120H8V118L10 117V109ZM188 108V109H187ZM254 108V107H253ZM17 109H18V111H17ZM178 109V108H177ZM183 109V110H182ZM187 109V110H186ZM204 109H205V111H206V113H205V116H204ZM250 109V108H249ZM21 110V111H20ZM253 110V109H252ZM8 111H9V116H8ZM201 111H204L203 113H201ZM111 112V110L109 109V113ZM186 112H187V114H186ZM193 112V113H192ZM190 113V114H189ZM193 114V116H192V114ZM253 113V112H252ZM258 113H260V112H258ZM186 114V115H185ZM191 116V118H193L194 119V121H192V122H194L193 123V125L192 126H194V127H191V129H190V126H191V124H192V122H190V120L188 121V119H187V117L189 116V115ZM203 114V115H202ZM261 114V113H260ZM5 115V116H4ZM6 115H7V119H6ZM185 115V116H184ZM253 115V114H252ZM19 118H18V117ZM183 116V117H182ZM189 116V117H190ZM196 116V115H195ZM201 116L203 117V120L201 119ZM250 116V115H249ZM181 118L182 119H184L183 121L181 120ZM190 119V118H189ZM199 119V118H198ZM3 120V121H2ZM9 121V123H8V121ZM55 120L57 121V119H56V116H55ZM54 120V121H55ZM201 120L203 121V122H201ZM55 121V122H56ZM178 121H179V123H178ZM239 121V122H238ZM6 122L8 123V125L6 124ZM55 122H53V125H55ZM181 122H182V124L183 125H185V126H180V125H182L181 124ZM189 122V123H188ZM11 123V124H10ZM57 123V122H56ZM186 123H187V125H190V126H188V131H189V129L191 130L190 131V134L188 133V131H185L184 129H185V127H186V129H187V125H186ZM5 124V125H4ZM109 124V123H108ZM180 124V125H179ZM248 124V123H247ZM22 125V126H21ZM96 125V124H95ZM239 125H241L242 126V124H239ZM109 126V125H108ZM107 126V127H108ZM4 127V128H5ZM12 127V128H13ZM52 127V126H51ZM51 127H50V129H51ZM54 127H56V125L54 126ZM105 127H106V124H105ZM197 129H196V128ZM243 127V126H242ZM46 128V127H45ZM109 128V127H108ZM183 128V129H182ZM249 128V127H248ZM262 128H263V126H262ZM1 129V128H0ZM49 129V128H48ZM57 129V128H56ZM197 131H196V130ZM5 130V129H4ZM22 130L24 131L23 133H21L22 132ZM59 128H58V130H56L57 131V133L59 132ZM107 130V129H106ZM184 130V131H183ZM192 130H193V132H192ZM194 130L196 131L195 133H194ZM238 130V131H237ZM49 131V130H48ZM259 131V130H258ZM1 132H3V131H0V133ZM90 132V131H89ZM106 132H108V130L106 131ZM185 132H187V134L185 133ZM198 132V135H196V137H197V139H194V138H196L195 137V134ZM53 133V134H52ZM52 135L54 136L56 133H55V131H54V129L52 130ZM192 133L194 134V135H192ZM251 133V132H250ZM104 134V133H103ZM238 134V135H237ZM15 135V134H14ZM18 136H19V134H17ZM188 135H189V138L190 139H188ZM3 136V133H1V135H0V137H2ZM17 136V137H18ZM23 136H21L20 138H18V139H20V140H18L17 139V142L18 143H14L15 141H16V138H14L15 139V141L14 140H11L10 139V136H7L6 135V137H7V139H8V137H9V139H8V141L6 142V140L5 141H3L1 138V140H0V147L1 146H6V145H8V144H10V145H12V146H10L11 148H9L10 150L9 151H7L8 153H6V155H4L3 157L2 156H0V185H2V184H4L7 180H8V178L11 176V172H10V168L8 167V162H12V161H14V159H15V157H14V159H12V156H13V150H15V147L17 146V147H19V144L21 143L20 141L22 140V141H24V137ZM23 137V138H22ZM54 137H57V135H55ZM108 137H109V135L107 136V139H108ZM186 138V139H185ZM174 139H176V138H174ZM188 139V140H187ZM239 139H241V137H239L238 138V140ZM178 140V141H179ZM186 140V141H185ZM195 140V141H194ZM262 140V139H261ZM10 141H12V143L10 142ZM187 141H191V142H188L190 145L192 144V145H194L195 144V146H196V148H197V151L194 149V153H196V154H194L195 156L193 157V154H191L192 153V148L194 147V146H192L191 145V151L190 150H187L188 148H190V147H188V146H190L189 144H187L186 142ZM108 142V141H107ZM194 142V143H193ZM240 142H243L242 141V139H241V141ZM7 143V144H6ZM51 143V142H50ZM197 143V144H196ZM207 143H208V145L210 144V143H212L211 144V146H208L207 145ZM221 143V144H220ZM16 144V145H15ZM90 144V143H89ZM185 144V145H184ZM204 144H206V145H204ZM216 144H217V147H220V149H221V155H219V153H220V149L219 148H217L216 147ZM219 144H220V146H219ZM260 144V143H259ZM105 145H106V143H105ZM183 145V146H182ZM92 146V145H91ZM108 145H106V147H107ZM188 147L187 149H185L186 147ZM199 146H206V147H203V149L205 150L204 152H202V150L203 149H201L200 150V148L201 147H199ZM8 147H9V145H8ZM16 147V149H18ZM89 147V146H88ZM208 147V148H207ZM21 148V144H20V147H19V149ZM3 149V148H2ZM6 149V148H5ZM8 149V148H7ZM106 149V152L108 151V148H105ZM184 149L187 151V153H189V151H190V153H189V155L190 156H187L188 154H186V151H184ZM217 149H219V150H217ZM234 149H235V151H234ZM104 150V149H103ZM5 151V150H4ZM91 151V150H90ZM200 151V152H199ZM6 152V151H5ZM238 152V151H237ZM243 152V151H242ZM203 153H205L204 154V157H206L205 159H204V157H202L203 156ZM212 153H214V154H212ZM16 154H17V152H16ZM107 154H108V152H107ZM199 154H201L200 156H199ZM212 154V155H211ZM217 154H218V157H217ZM238 154H240L241 156V158H239V155ZM1 155V154H0ZM87 155V154H86ZM90 155V154H89ZM103 155V154H102ZM192 155V156H191ZM213 155H216L215 156V158L214 157H212ZM236 155H237V157H238V160H237V158H236ZM16 156V155H15ZM92 156V155H91ZM106 156V155H105ZM18 157V156H17ZM89 157V156H88ZM180 157H182L183 158V160H182V158L181 159H179ZM192 157H193V159H192ZM217 157V158H216ZM219 157H220V160H218L219 159ZM55 158V157H54ZM87 158V157H86ZM92 158V157H91ZM104 158V157H103ZM179 159V161H178V159ZM199 158V159H200ZM10 159H12V160H10ZM18 160H19V163H21V164H23L22 162H20V160L21 159H19V158H17ZM16 159V160H17ZM107 159V158H106ZM175 159L177 160V162L179 163V164H174L175 163ZM185 159V160H184ZM198 159V160H199ZM215 159H216V161H215ZM240 159V160H239ZM16 160L14 161V162H16ZM18 160H17V162H18ZM90 160V159H89ZM169 160V159H168ZM218 160V161H217ZM77 161V160H76ZM90 161H92V160H90ZM98 161V160H97ZM106 161V160H105ZM183 161V162H182ZM219 161H220V163H219ZM240 162L239 164L238 163H236V162ZM96 162V161H95ZM94 162V163H95ZM167 162V161H166ZM172 162H173V164H172ZM182 162V163H181ZM200 162V161H199ZM203 162H201V164H202V167H203ZM25 163V162H24ZM69 163H70V161H69ZM89 163V162H88ZM87 163V164H88ZM92 163V162H91ZM100 163V162H99ZM106 163V162H105ZM172 165H171V164ZM194 163V164H193ZM10 164V163H9ZM71 165H72V163H70ZM69 164V165H70ZM75 164V163H74ZM101 164V163H100ZM185 164H183V165H185ZM193 164V165H192ZM240 164H241V166H240ZM62 165V168H63V166L64 165H66L65 164V161H64V163L63 164H61ZM71 165H70V169L73 167V165H72V167H71ZM85 165V164H84ZM91 165V164H90ZM107 165V164H106ZM106 165H104V167L106 166ZM216 165H218V166H216ZM240 167H239V166ZM77 166H78V164H77ZM95 166V165H94ZM109 166V165H108ZM220 166V167H219ZM86 167V166H85ZM87 167H88V165H87ZM190 168V170L188 171V169ZM211 167H213V169H214V171L212 170V168ZM217 167V168H216ZM19 168V167H18ZM94 168V167H93ZM102 168H103V166H102ZM207 168V167H206ZM247 168V169H246ZM20 169H22V167L20 168ZM77 169V168H76ZM86 169V168H85ZM105 169V168H104ZM170 169V168H169ZM175 169V168H174ZM201 169L202 168H200L197 172H201ZM215 169H218V171L217 172H215ZM263 169V168H262ZM14 170V169H13ZM23 170H24V168H23ZM62 170V169H61ZM72 170H73V168H72ZM97 170V169H96ZM100 170H102V169H100ZM108 170V169H107ZM176 170V169H175ZM181 170L180 171H178V172H181ZM182 170V171H183ZM205 169H203V171H204ZM210 170H212V172H210ZM238 170H239V172H238ZM248 170V171H249ZM22 171V170H21ZM21 171H19V172H21ZM76 171V170H75ZM78 171H79V169H78ZM88 171V170H87ZM172 171V170H171ZM209 171V173H207L209 176H210V179H207L209 176L208 175H206V172H208ZM15 172V171H14ZM23 172L24 171H22V174H23ZM73 172L74 171H72L71 172V178H72V176H73V178L75 177H77V173L76 172H74L75 174H73ZM177 172V171H176ZM176 172H172V173H174L175 175L176 174H178V173H176ZM214 172V173H213ZM241 173V174H243V176L246 178V177H254V175L253 176H251L250 174H253L252 173V171L251 172H248V174H247V176H246V174L245 173ZM70 173V172H69ZM85 173V172H84ZM96 173V172H95ZM102 173V172H101ZM182 173V172H181ZM194 173V174H193ZM212 173V174H211ZM215 173H218L217 174V178H216V174ZM25 174V173H24ZM77 174V175H76ZM90 174V173H89ZM88 174V175H89ZM108 174V173H107ZM126 173L124 172V173H122V174H120V176H119V179L120 178H122V176L121 175H125ZM190 174H192V175H190ZM206 175V177H205V175ZM213 174H215V175H213ZM12 175H13V173H12ZM16 174H14L13 176H15ZM70 175V174H69ZM75 175V176H74ZM94 175V174H93ZM174 176V177H176L175 175H173V174H171L170 173V175H169V178H171L170 176ZM183 175V174H182ZM201 175H204V176H201ZM13 176H11V178L13 177ZM27 176V175H26ZM91 176V175H90ZM129 176V175H128ZM128 176H124L125 177V179H126V177H128ZM179 176V175H178ZM191 177V180L189 179L190 177ZM194 176V177H193ZM212 176H215V178L217 179H215L214 177H212ZM25 177V176H24ZM100 177V176H99ZM103 177V176H102ZM101 177V178H102ZM183 177V176H182ZM189 177V178H188ZM244 177H242V179H244ZM15 178L16 177H14L13 178V180L15 181ZM26 178V177H25ZM72 179V182L74 181V180H76V179ZM87 178V177H86ZM89 178V177H88ZM97 178V177H96ZM187 178H188V180H187ZM241 178V177H240ZM27 179H28V177H27ZM124 179V178H123ZM173 179V178H172ZM213 179V180H212ZM215 179V180H214ZM12 180V179H11ZM89 180V179H88ZM108 180V179H107ZM128 180V179H127ZM178 180H180V177H179V179ZM196 180V181H195ZM255 180V179H254ZM13 181V182H14ZM92 181V180H91ZM129 181V180H128ZM185 181V180H184ZM185 181V182H186ZM215 181V182H214ZM219 181V182H218ZM244 181V180H243ZM256 181V180H255ZM9 182V181H8ZM197 182H196V185H195V187L197 186ZM217 183L216 184V186H218V183H219V185H221V187H222V190L223 191H221V187H219L218 186V188L217 187H215V189L213 188L214 187V184L213 183ZM75 182H73L72 184H74ZM128 183V182H127ZM178 182H176V184H177ZM210 183V185L212 184L213 185V190H212V188H211V186L209 185V187L211 188H207L208 187V184ZM238 183V184H237ZM6 184H7V182H6ZM15 185L17 184V182L15 181V183H14ZM175 184V185H176ZM240 184H242L241 186H240ZM255 184H256V186H257V183L255 182ZM239 185V186H238ZM246 185H247V183H246ZM4 186V185H3ZM3 186H1V187H3ZM77 186V185H76ZM93 186V185H92ZM200 186H202L203 187V189H202V187H201V189H200ZM79 187V186H78ZM91 187V186H90ZM109 187V186H108ZM177 187V186H176ZM16 188V187H15ZM74 188V189H73ZM73 192H72V194H75V188L76 187H74L73 186ZM207 188V190H205ZM242 188V189H241ZM91 189V188H90ZM93 189V188H92ZM216 189H218V190H216ZM243 191V193L244 192H246V193H244V195H243V193H242V191ZM244 189V190H243ZM17 188H16V192H17ZM77 190V189H76ZM87 190V189H86ZM89 190V189H88ZM188 190V194H190V195H187V191ZM204 190L206 191V192H208L209 193V191H212L213 192V194H215V197L216 196H219V195H221V194H224V195H221L220 197L222 198V196H225V199H224V197L222 198V199H224L225 200V202H223L222 201V199L220 198V197H218L219 198V200L222 202V203H219L220 201L219 200H217V202L219 203L218 204V206L221 208H219V207H217V209H215L214 207H216V206H213L214 204H216V203H214L215 201H216V199H218L217 197H216V199L214 198V195L211 197L210 195H212L211 193L208 195V193H206V192H204ZM209 190V191H208ZM249 190V189H248ZM93 190H91V192H92ZM189 191H190V193H189ZM215 191H218V193H219V191L220 192H223V193H220L219 195L217 194V192H215ZM259 191V193L261 192L262 193V191H260V190H258ZM14 192H15V190H14ZM15 192V193H16ZM80 192V191H79ZM124 192H126V191H124ZM131 192V191H130ZM183 192V193H182ZM186 192V196H185V193ZM201 192H203V194L204 193H206L207 194V197L208 198H210L211 197V199L213 200V201H210V200H208L207 198H205L206 197V194H204V199L202 200L201 198H203V197H201V196H203V194H201ZM215 192V193H214ZM255 192V191H254ZM264 192V191H263ZM14 193V194H15ZM90 193V192H89ZM120 193V192H119ZM127 193H129V192H127ZM177 193V192H176ZM181 193H182V195H181ZM248 193V194H247ZM17 194H18V192H17ZM97 194V193H96ZM103 194H104V196L106 195L107 196V198L109 197V199H107L106 197H104L103 196ZM139 194V193H138ZM181 195V196H183V198H181V199H179L178 197V195ZM194 194V195H193ZM198 194H201V196L200 195H198ZM71 195V194H70ZM77 195V194H76ZM102 195V196H101ZM124 195H125V193H124ZM123 195V196H124ZM165 195V194H164ZM191 195H193V196H197L198 195V197H201V198H199L198 199V197H194V198H197V200L196 199H193L192 200V202L193 203H195L196 204V202L197 201H199V202H197V203H199L197 206L196 205H190V208H189V203L187 204V205H185V201H191V198H190V196ZM250 195V194H249ZM248 195V196H249ZM252 195V194H251ZM262 195V194H261ZM15 196V195H14ZM95 196V195H94ZM127 196V195H126ZM129 196H130V193H129ZM128 196V197H129ZM140 196V195H139ZM177 197L178 199H177V201H179L180 200V202H178V203H181V201L182 200H184L185 199V201H182L183 203H184V207L186 208V207H188L187 208V210L189 211L190 210V212L193 214V212H194V214L192 215V216H194V217H192L193 218V221L192 220H190V216L191 215H189L190 213H188V214H186V215H188V216H186L185 214H184V216H185V220H187V222H181V220L182 219H180V221L178 220V217H177V220L180 222H178L177 220V223H172V221L173 220H175V218L176 217H172L173 218V220L172 221H170V223L168 222L167 223V221L166 220H163V219H169V217H168V211H170V213L169 214H172V213H174L173 211H174V207H176L175 205L176 204H174V203H177V201H176V199L174 200V203H173V198H175V197ZM180 196V197H181ZM188 196H189V199H188ZM245 196V197H244ZM260 196V197H259ZM76 197V196H75ZM117 197V196H116ZM134 198H135V196H133ZM132 197V198H133ZM138 197V196H137ZM136 197V198H137ZM184 197H187V199L186 198H184ZM192 197V196H191ZM113 198H115V197H113ZM125 198V197H124ZM127 198V197H126ZM260 198V199H259ZM96 199H98V201L96 202ZM123 200V198H120V200ZM152 199V198H151ZM205 199L207 200V201H210V202H206L205 201ZM215 199V200H214ZM256 199H257V201H256ZM93 200V201H92ZM119 200V199H118ZM128 200H129V198H128ZM138 200V199H137ZM153 200V199H152ZM196 200V201H195ZM201 200H202V202L204 203V205H202L203 203L201 202ZM95 201V202H94ZM101 201V200H100ZM107 201V202H106ZM145 201V200H144ZM155 201V200H154ZM176 201V202H175ZM260 201V202H261ZM113 203V204H111L110 205V203ZM117 202V200L115 201V203ZM123 202V201H122ZM192 202H190V203H192ZM206 202V203H205ZM213 203V208H214V212L216 211V210H218V208L220 209V211L222 210L223 211V215L224 216H222V211L221 212H219V210H218V212H219V214L222 216V221H220L219 222V227H218V229H217V227L216 226H218V225H216L215 226V222H218L221 218V216L219 215V217H217L215 214H217L218 212L216 211L215 213L212 211V207L210 206V208H209V206H208V211L206 210H204L205 209V204L207 205V203H209L208 205H210V203ZM258 202V203H257ZM262 202H264V201H262ZM17 203V202H16ZM95 203H97V205L95 204ZM104 203H107L106 205L104 204ZM152 203V202H151ZM155 203H157V201H155ZM168 203H170V205H168ZM173 203V205H174V207L171 205ZM178 203H177V207H178ZM225 203V204H224ZM94 204H95V206H94ZM149 204V203H148ZM201 204V206L203 207L204 206V208H202L201 206H199ZM222 206H221V205ZM256 204L258 205V207L256 206ZM101 205V203H99V205L98 206H100ZM115 205V204H114ZM117 205V204H116ZM127 205V206H126ZM154 206L156 205V204H153ZM153 205H151L152 207H153ZM168 205V206H167ZM224 205V206H223ZM225 205H227V208L225 207ZM151 206H150V204H149V206L147 205V207H148V211H150L151 210ZM194 206V207H193ZM195 206H196V209H195ZM200 208H199V207ZM49 207V206H48ZM98 208V210H100V211H98L97 210V208ZM126 207H127V209H126ZM165 207H168V209H164ZM194 208V210L193 211H191L193 208ZM226 209H225V208ZM104 208V209H103ZM116 208V209H115ZM169 208H173V210H171V209H169ZM182 208V207H181ZM181 208H176V212H178V213H180L181 212ZM184 208V209H185ZM192 208V209H191ZM225 209L226 211H225V214H224V210L223 209ZM5 209V208H4ZM133 209V210H134ZM178 209H180V210H178ZM183 209V210H184ZM201 209H203L204 210V212L201 210ZM206 209H207V207H206ZM210 209V210H209ZM251 209H252V211H251ZM257 209H259L258 211H257ZM139 210V209H138ZM168 210V211H167ZM186 210V209H185ZM185 210L183 211V213L185 212ZM186 210V212L185 213H187L188 211ZM197 210H199L201 213H202V215H200L199 214V211H197ZM250 210V211H249ZM4 211V210H3ZM107 211V213H108V210H105V212ZM116 211H119L120 212V214H121V212L123 211V214L122 215H120V216H118L117 218H119L118 220H120V221H122V220H124L122 217H124V218H126V221L124 220L123 221V223L122 222H119L118 220H116V222H115V220L114 219H116L115 217V215H114V213L116 212ZM128 213H127V212ZM165 211H167V212H165ZM197 211V215H195V212ZM213 213H212V212ZM104 212V211H103ZM103 212H101L102 214H103ZM119 212H116L115 214L116 215H118L117 213H119ZM134 212V211H133ZM133 212L131 213V215L133 214ZM152 212H153V215H152ZM164 213L165 212V216L163 215V214H161V213ZM206 212V213H205ZM208 212V213H207ZM211 212V214L210 215H212V214H214V215H212V217H211V221H210V219L208 220V218L206 219V215L207 214H209ZM250 212H252L251 214H250ZM100 213V214H101ZM107 213H104V214H107ZM177 213V214H178ZM203 213H205L206 215H204ZM258 213H260L259 215H258ZM99 214V215H100ZM147 214V213H146ZM253 214V215H252ZM5 215V214H4ZM13 215V214H12ZM108 215V214H107ZM210 215H208V217L210 216ZM264 215V214H263ZM103 215H100V219H102L103 217H102ZM115 216V217H114ZM133 216V215H132ZM161 217V218H159V217ZM163 216V217H162ZM170 216V215H169ZM198 217V218H196L198 221H199V223H198V221L197 220H195V217ZM202 217L203 219V221H201V218L200 217ZM96 217V218H97ZM121 217V218H120ZM205 217V218H204ZM106 218L104 219V220H106ZM112 219V218H114V219H112L113 220V222H111L112 220H110V219ZM189 218V219H188ZM191 218V219H192ZM214 218H216V220L219 218V220H215ZM261 218V219H260ZM1 219H3V217L1 218L0 217V222L2 223V221H1ZM12 220H13V218H11ZM100 219H99V223H100ZM157 219V221L155 222V220ZM170 219H171V217H170ZM212 219L214 220V221H212ZM12 220H10V219H8V221L6 222V224L7 223H10V225H11V222L10 221H12ZM129 220V221H128ZM147 221V220H151L150 222H145V221ZM162 220L163 221H166V223L167 224H170V225H168L167 227H169V226H171V228H167V232H171L172 234L174 233V232H176L177 233V231H179L180 232V228L179 227H181V229H183L184 231H182L181 230V233H179V234H181V235H179V238L181 237L182 238V240L181 239H179V238H175L174 236H178V233H177V235H176V233H174L175 235L173 236V235H171V233H170V235L168 236L167 235V233L165 232L166 231V228H164V227H166V226H164V225H167V224H164L163 222H162ZM207 221L208 220V225L205 223V221ZM261 220V221H260ZM153 221V222H152ZM161 223H160V222ZM169 221V220H168ZM184 221V220H183ZM195 221L197 222V224L195 223ZM202 222V224L203 225H205V226H203L202 224H201V222ZM209 221L212 223V224H210L209 223ZM114 222L115 223H119V224H117L116 226H114L115 224H114ZM127 224H126V223ZM130 222H132V220L130 221ZM130 222H129V224H130ZM152 222V223H151ZM155 222V223H154ZM192 222H193V224H192ZM1 223H0V225H1ZM5 223V222H4ZM4 223H3V225H4ZM106 223V222H105ZM113 223V224H112ZM121 223H122V225H121ZM145 223H147L146 225H145ZM150 223V226L152 225V228L148 225ZM157 223V224H156ZM171 223H172V225H171ZM179 223V225H177ZM196 225H195V224ZM214 223V224H213ZM220 223H221V226H220ZM102 224V223H101ZM175 224H176V226H175ZM186 224V225H187ZM201 224V225H200ZM149 227H148V226ZM154 225H159V227H157V226H154ZM174 225V226H173ZM182 225H183V228H182ZM186 225H185V227H186ZM189 225V227H191L192 228V226H190ZM203 226V227H197V230H196V226ZM207 225V226H206ZM209 225L212 227L213 225L215 226L214 227V229H212L211 227V229L209 228ZM5 226V225H4ZM8 226V225H7ZM97 228H96V227ZM103 226V225H102ZM122 226V227H121ZM179 226V227H178ZM6 227V226H5ZM16 227V226H15ZM100 227H101V225H100ZM154 227L156 228V230L158 231L156 234L155 233H153V231H155V229H154ZM172 227L175 229L176 228V230L175 231H171V229H172ZM207 228V229H203V228ZM6 228H8V227H6ZM123 228V229H122ZM146 228V231L145 230H143V229H145ZM147 228L149 229V228H151L153 231H151V232H148V231H150L151 229H149L148 231H147ZM177 228H179V229H177ZM187 228H188V225H187ZM199 228H201L202 230H201V235H199L198 233H196L197 231L200 233V230H199ZM212 231L213 230V232H212V234L214 235V233L215 232H217V233H215L218 237L214 240V238L216 237L215 235V237L213 236V235H211L210 233H208L210 230ZM16 229V228H15ZM102 229H104V228H102ZM159 229V230H158ZM164 230V233H163V231L162 230ZM216 229H217V231H216ZM4 230V229H3ZM50 230V229H49ZM99 230H101V229H98V231ZM144 232H143V231ZM162 232H161V231ZM195 230H196V232H195ZM203 230L204 231H206V232H204V234H202V232H203ZM208 230V231H207ZM8 230H5V233L7 232ZM94 233H93V232ZM103 231V230H102ZM160 231V232H159ZM215 231V232H214ZM218 231H220V232H218ZM146 232H148L147 234L148 235H146L145 233ZM191 232V231H190ZM14 233V232H13ZM92 233H93V236H92ZM151 234V238L152 239H150V237H149V235ZM205 233H207V234H205ZM90 234H91V237H93V238H91L90 239V237H88V236H90ZM95 234V235H94ZM153 234H155V235H153ZM161 234V235H160ZM185 235L187 234V232L185 231V233H184ZM219 234V235H218ZM3 235V234H2ZM2 235H1V237H2ZM9 235V234H8ZM84 235H82V236H84ZM86 235H88V236H86ZM142 237H141V236ZM145 235L147 236V237H145ZM187 235H189V234H187ZM192 234H190L189 236H191ZM198 235V236H197ZM204 235V236H203ZM210 235H211V238H210ZM122 236V237H121ZM155 236V237H154ZM184 236V235H183ZM193 236V235H192ZM212 236H213V239H212ZM170 237H174L175 238V240H176V242L178 241H180L181 240V242L180 243H175L174 241V239H172V238H170ZM187 237V236H186ZM131 238V237H130ZM148 238V239H147ZM168 238H170V242H172L173 241V243H171L170 244V242H169V239ZM145 239V240H144ZM184 239V240H183ZM206 239V240H205ZM213 240V241H211V240ZM148 240V241H147ZM172 240V241H171ZM6 241V240H5ZM101 242L102 243V245H103V248L102 247H100L102 250H101V252H100V255H97L96 253H95V248L97 249V247H96V243L97 242ZM142 241H144V242H142ZM147 241V242H146ZM150 241H152V242H150ZM210 241H211V243H213V245L212 244H210ZM124 243V244H123ZM135 243H138V246L137 245H135ZM182 243V244H183ZM98 244V243H97ZM175 244V245H174ZM210 245V246H207V245ZM85 245H86V247H85ZM99 245H100V243H99ZM123 245H125L124 247H123ZM129 245H127V246H129ZM132 245H134L133 247H132ZM171 245V246H170ZM101 246V245H100ZM173 246H175L176 247V249H175V247H174V249L175 250H173ZM212 246V247H211ZM3 247H5V246H3ZM70 248V250H69V252H71V247H69ZM127 248V249H126ZM138 248V249H137ZM171 248H172V250H171ZM124 249H126V250H124ZM169 249L171 250V252L169 251ZM123 250L125 251V253L123 252ZM182 250H184V249H182ZM200 250L198 251V253H200V254H202L201 252H200ZM99 251V250H98ZM166 251V252H165ZM168 251V252H167ZM177 252V254H178V252L179 253H181V252H183L185 255H182L181 256V254L180 255H176V252ZM73 252V251H72ZM68 253V254H66L67 256H68V259H69V261H67V263H70L71 264V260H72V256H73V253ZM122 252V253H121ZM149 252L151 253V254H149ZM154 254H153V253ZM164 252H165V254H164ZM169 253H171V255L169 254ZM175 253V254H174ZM198 253H197V256H198ZM98 254H99V252H98ZM153 254V255H152ZM167 254H169V255H167ZM200 254H199V257H200ZM66 255H63V257L65 258V256ZM69 255L71 256V257H69ZM94 257V258H92V256ZM95 255L96 256H98V258L100 259L98 262L96 261V260H93V259H96V257H95ZM152 255V256H151ZM173 255V257L175 258V256H179L178 258L176 257V259H174V260H176L175 262L173 261L172 262V258L173 257H171ZM67 256H66V258H67ZM86 256L88 257L87 259H85L86 258ZM91 256V257H90ZM100 256V257H99ZM129 256V257H128ZM133 258V259H131V257ZM4 257H6V256H4ZM3 257V258H4ZM128 257V258H127ZM150 257V258H149ZM151 257H152V260H149V259H151ZM199 257L197 258V259H199ZM2 258V256L0 257V264L1 263H3V262H5L6 261V258H5V261H4V259ZM65 258V260H68V259H66ZM90 258H92L91 260H90ZM149 258V259H148ZM171 258V259H170ZM190 258V259H189ZM71 259V260H70ZM128 259V260H127ZM3 260V261H2ZM64 260V259H63ZM88 260V261H87ZM90 261V262H89ZM146 261H147V263H146ZM153 261V262H152ZM190 262V263H189ZM62 263V262H61ZM61 263H59V264H61ZM64 263H66V261L64 262L63 261V264ZM66 263V264H67ZM177 263H175V264H177ZM4 264V263H3Z\"/></svg>",
	"mask_w": 264,
	"mask_h": 264
}]
</instances>
